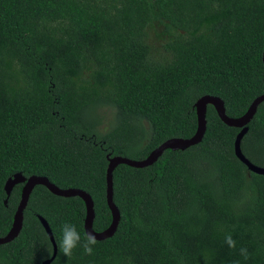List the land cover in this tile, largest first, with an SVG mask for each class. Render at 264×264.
I'll use <instances>...</instances> for the list:
<instances>
[{
    "label": "trees",
    "instance_id": "trees-1",
    "mask_svg": "<svg viewBox=\"0 0 264 264\" xmlns=\"http://www.w3.org/2000/svg\"><path fill=\"white\" fill-rule=\"evenodd\" d=\"M263 49L264 0H0V237L22 187L6 196L4 184L17 172L83 191L92 230L107 228V157L143 159L166 139L190 137L203 95L241 116L264 92ZM263 125L264 100L240 140L260 167ZM239 129L207 104L198 143L141 168L116 165L119 218L91 255L82 199L35 185L18 233L0 244V264L49 259L38 217L56 246L48 264H264V175L235 157ZM64 223L81 235L71 257L58 248Z\"/></svg>",
    "mask_w": 264,
    "mask_h": 264
},
{
    "label": "water",
    "instance_id": "water-1",
    "mask_svg": "<svg viewBox=\"0 0 264 264\" xmlns=\"http://www.w3.org/2000/svg\"><path fill=\"white\" fill-rule=\"evenodd\" d=\"M261 59H262V62L264 63V49L262 51ZM263 100H264V92L257 95L251 101L246 111L241 116L237 118H230V117L225 116L224 110H223V103L219 98L203 95L199 97L193 104L194 109H195V116H196V128H195L194 133L190 137L166 139L162 143H160L157 147H155L152 151H150L146 155V157L143 159H130V158H126V157H122L118 155L107 157L108 162H107V166L105 169V201L110 211L111 222L107 228H105L104 230L100 232H95L91 228V222H92V217H93L92 203H91L90 197L86 193H84L83 191L79 189H75V188H65V189L59 188L53 185L52 183H49L47 179L43 177L31 175L25 178L18 172L14 173L10 178L6 180L4 184L6 196H8L13 185L22 183V187L20 190L19 200H18L16 209L13 214L11 226L9 230L7 231V233L4 236L0 237V244L8 242L18 233L21 227L22 211L26 205L28 195L31 189L37 184L45 186L49 192L57 196H61V197L78 196L80 197L85 206V215L83 218V229H84L85 234L91 233L95 235L96 239L110 236L112 232L114 231L118 218H119L118 211L112 202L111 172L113 168L118 164H126L128 166H132L135 168H141V167L147 166L151 164L152 162H154L156 158L165 149H172V150L185 149L190 145L198 143L201 140L204 129H205V109H206L207 104H210L213 107L216 114L219 116V118L224 123H226L227 125L240 128L239 131L236 133L234 140H233V153L235 157L241 163L245 165L247 170L257 173V174L264 175V167H260V166H257L251 163L243 155L240 149V140L247 130L246 124L251 119L253 113L255 112L257 105ZM38 218L52 246L51 256L49 257V259L42 262V264H48L55 256L56 246H55L53 236L51 234V231L47 223L43 220V218L41 217H38Z\"/></svg>",
    "mask_w": 264,
    "mask_h": 264
},
{
    "label": "clouds",
    "instance_id": "clouds-1",
    "mask_svg": "<svg viewBox=\"0 0 264 264\" xmlns=\"http://www.w3.org/2000/svg\"><path fill=\"white\" fill-rule=\"evenodd\" d=\"M61 240L58 245L60 253H62L65 257H71L73 249H75L81 242V235L77 231L76 226L71 223H64L61 227ZM97 243L95 235L91 233L85 234V241L82 244L84 253L87 255H91L93 253V245ZM225 243L229 248L236 247V241L232 238V236H225ZM240 254L247 259L248 253L245 248L240 249Z\"/></svg>",
    "mask_w": 264,
    "mask_h": 264
},
{
    "label": "rangeland",
    "instance_id": "rangeland-1",
    "mask_svg": "<svg viewBox=\"0 0 264 264\" xmlns=\"http://www.w3.org/2000/svg\"><path fill=\"white\" fill-rule=\"evenodd\" d=\"M103 116L105 117V120L109 119L111 117L110 112H108V111H105Z\"/></svg>",
    "mask_w": 264,
    "mask_h": 264
}]
</instances>
